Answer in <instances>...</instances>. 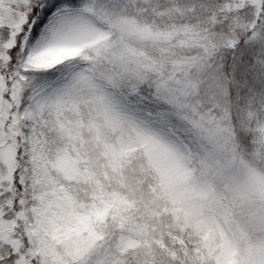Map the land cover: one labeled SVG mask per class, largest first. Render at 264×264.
Segmentation results:
<instances>
[{"label": "snow or ice", "instance_id": "6c2138e0", "mask_svg": "<svg viewBox=\"0 0 264 264\" xmlns=\"http://www.w3.org/2000/svg\"><path fill=\"white\" fill-rule=\"evenodd\" d=\"M0 264H264V0H0Z\"/></svg>", "mask_w": 264, "mask_h": 264}]
</instances>
